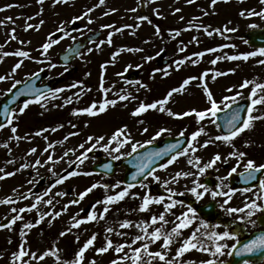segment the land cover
I'll use <instances>...</instances> for the list:
<instances>
[{
    "label": "rangeland",
    "instance_id": "374dc122",
    "mask_svg": "<svg viewBox=\"0 0 264 264\" xmlns=\"http://www.w3.org/2000/svg\"><path fill=\"white\" fill-rule=\"evenodd\" d=\"M68 1L67 4H62L55 3V0H44L41 4L38 0H0V9L6 8L0 11V76L9 77L0 81V98L14 83L24 81L39 70L46 71L50 78H64V83L57 87L64 90L55 93V99L51 98L52 94L47 96V99L41 98V104H30L22 114L19 113V108L23 106V103L20 104L12 112V124L7 123L0 129V169L3 170L0 171V176L4 177L0 179V201L8 198L12 200L8 204L0 203V223L17 215L22 217L12 225L11 229L0 230V264H13L12 254L18 251L25 241L26 251L36 252L39 255L45 250L56 247L61 250L60 256L63 260H71L74 258V253L93 234L96 235V240L86 251L84 264H89L93 260L96 264H110L111 260L117 259L118 255L123 253L117 254L113 249H109L106 253L98 254L96 249L105 246L107 240H112L114 245L130 244L132 237L143 234L141 227L148 226L149 232L159 227V224H151V217L159 216L161 213H164L170 222L164 226L165 229L170 230L173 227L171 222L187 210L185 205L177 203L175 207L165 211L164 204L171 202L168 199L171 196L169 189L177 193L171 196L172 200L179 197L182 201V197L196 201L198 205L212 197L206 194L203 199L197 201L188 191L193 187L192 181L197 176L201 183L203 178L209 175L220 184L221 181L217 178L227 176L230 169L236 167L238 163V171L244 170L243 165L247 159H253L257 164L264 163V120L256 121L253 130L245 131L232 144L213 140L204 147L202 145L210 138L221 135L217 132L211 114L199 123L194 113L189 116H169L167 111L159 112L149 109L140 116L131 115L141 102L148 104L163 99L172 88H178L185 79L190 77H197V79L191 80L183 92L174 93L169 103L165 105L166 109L176 114L191 112L193 109L205 111L210 104L204 95L201 86L203 84L208 86L221 109L225 108L221 101L225 97L236 95L237 92L242 93L236 97L237 102L247 100L253 85L250 84L247 88H241L240 85L248 78H252V81L257 83L259 61L227 59L229 56L245 54L244 51H239L246 47L238 37L247 30L239 28L235 31H226L231 25L225 24L228 7L213 5L212 0H194L191 4L187 0H105L102 5H99V0ZM13 2H17L18 5ZM141 3H143L142 9H140ZM9 5L12 7H8ZM134 8L137 11H131ZM89 9L92 11L88 16H84ZM105 13L108 14L105 15ZM76 16L83 17L75 21L80 27L79 31L72 35L66 34L65 29L72 24ZM141 16L148 17V20L140 22L138 18ZM89 19L92 23L88 22ZM41 21H43L42 24ZM29 24L33 27L27 28ZM123 24L130 30L119 35L120 32L117 29H120ZM60 28L64 29V36L60 42L55 43L51 41L50 35ZM157 28L160 29L158 35ZM94 31H104L105 35L101 40L86 47L71 65L69 75H66L65 69L56 64V55L73 41ZM177 32L179 35L176 34ZM208 32L212 34L208 35ZM109 34H111V43L108 42ZM12 36L16 38L12 39ZM49 42L52 46L45 53L42 46ZM136 48L142 51H128V49ZM211 49L216 51H210ZM17 51L27 52L28 56L20 57L11 54ZM160 51H164L165 59L168 60L166 66H157L159 61L157 53ZM5 52L10 55L4 56ZM200 53L203 55H199ZM146 56L154 58L146 61L144 59ZM179 60H183L184 63L178 65L176 61ZM213 60H216L215 64L212 63ZM20 62H22L21 67L12 73L14 65ZM128 65L132 67L129 68ZM134 70L140 71L138 81L147 87H140L137 83L134 85L126 83V75ZM152 70H158L159 73L151 74ZM205 72L208 75L201 81L199 77ZM216 73L226 74L216 76ZM213 76L216 78L212 79ZM101 77H103V87L108 90L107 93L101 91ZM74 83L78 86L72 87ZM261 83H264V78ZM129 94L130 99L119 100V96ZM69 98L70 102H68ZM105 99L117 100V104L114 107L109 106L104 113L96 116H89L81 111L94 102L98 106ZM257 107L259 110L254 114H264V105ZM74 112L77 114H73ZM125 126V135L130 136L131 143L121 148L120 153L110 155L97 145L93 151L87 153L86 157L82 155L85 149L91 146V142L86 143L84 149L79 148V145L85 143L89 136H104L105 141L101 142L103 144L114 132ZM13 127L17 129L15 133L11 130ZM201 127L206 134H201L196 141L192 142L197 150L195 152L189 150L187 155L179 156L170 166L154 173L160 178L159 182L150 176L143 183L147 187L130 189L129 195L123 200L108 205L110 210L104 214V219L83 223L78 228L72 227L73 217L86 219L90 211L99 216L105 205L97 201H102L106 195H115L124 189L120 180L123 169L119 167V162L127 156L126 153L132 151V143L137 144V149H140L150 144L148 143L150 140L151 143H159L165 137H179L181 132H184L183 136L190 140L192 133ZM144 128H148V131L144 132ZM52 129L56 130L52 131ZM161 129L166 131L156 136ZM37 132L41 134L36 135ZM72 133L77 134L72 135ZM154 136L156 138L153 140ZM123 138V136L118 137V139ZM49 145L52 146L49 147ZM112 147H115V142ZM188 147L189 145L186 148ZM33 148L36 149L34 153L31 151ZM233 151H243L247 155L241 160L229 155ZM65 152H68L67 156L64 155ZM216 154H220L221 160L217 161L212 168L206 169L203 175L198 173L197 166L188 163L189 159L195 161L199 158V166L202 167ZM116 155H120L121 158L114 160L113 156ZM49 156H52V161L48 160ZM78 156L80 160H77ZM101 159L114 161L116 165L114 175L104 177L92 175L89 172L90 167ZM37 160L41 163L36 164ZM70 172L81 174L69 176ZM177 172H190L193 175L181 176L173 180ZM7 173H13V175L8 176ZM65 176L68 178L63 183L55 184L58 177ZM164 181H170V183L165 185ZM118 183L119 187H114ZM54 184L55 187H52ZM92 184L108 187L107 189L97 187L80 200L79 194ZM222 185H229L228 180H224ZM49 188L51 191L48 195L54 196L52 204L40 202L36 208L27 211L32 204L36 203L37 197L42 199L47 196L45 191ZM222 190L225 191L226 188L223 187ZM258 190L237 195L234 200L232 199L233 201L231 200L229 206L243 207L246 199L256 198L254 193H258ZM56 193H62V195H56ZM179 193L184 194L179 195ZM145 195L153 198L163 197L164 200L160 204H151L148 211L140 212L139 205ZM222 200L221 197H217L214 201L219 206ZM73 201L78 202L73 203ZM14 208L26 210L13 212ZM57 212L60 213L59 216H55ZM221 213L227 224L221 225L220 228L215 229L216 231H224L226 226H230L229 222L242 224L235 215L229 216L222 209ZM41 215L44 216L42 220L44 226L37 228L41 226L40 223L36 224ZM200 219L201 217L198 216L193 226L185 229L182 236L173 243L169 251V259L175 255L180 242L190 236L194 228L199 225ZM124 220L131 221L133 226L121 228L120 223ZM25 223H32L35 226L25 229ZM109 227L114 231L108 233L106 229ZM41 228L42 230H39ZM233 229L229 227L230 231ZM22 230L26 235H21ZM62 231L66 232L63 237L60 236ZM117 233H123V235ZM160 243L158 241L151 244L150 249L160 250ZM206 243L211 244V242ZM228 243L232 244L234 241H228ZM138 246L139 242L132 245V247ZM125 251L130 253L131 250L125 249ZM24 259L28 261V264H56L54 257H46L43 261L32 260L29 257ZM208 259L215 258L209 253L195 249L185 253L181 258L183 262H193V264H200L201 261ZM218 259L225 262L228 261L229 256L225 255ZM154 264H161V262L156 261Z\"/></svg>",
    "mask_w": 264,
    "mask_h": 264
},
{
    "label": "snow or ice",
    "instance_id": "6c2138e0",
    "mask_svg": "<svg viewBox=\"0 0 264 264\" xmlns=\"http://www.w3.org/2000/svg\"><path fill=\"white\" fill-rule=\"evenodd\" d=\"M39 3H43L44 0H38ZM105 0H99V5L104 4ZM188 3H193L194 0H187ZM227 2V0H225ZM55 3H68V0H55ZM217 3V0H212V4L215 5ZM261 4H264V0H260ZM97 5V6H99ZM8 7H12V5H9ZM4 9H0V11H3ZM92 11V9H89L87 12L84 13V16H88L89 13ZM115 11V9H113ZM131 11H137V9H131ZM176 11H179V9H176ZM108 13H105L107 15ZM207 15V13H205ZM241 16H244L245 13L242 11L240 13ZM248 16H260L261 18H264V10H261L260 12L256 11H249L247 13ZM83 17L81 16H76L73 18L72 23H75V21L82 19ZM9 20L11 19L10 17L8 18ZM29 19H32L29 17ZM141 20H148V17L146 16H141ZM89 23H92L91 19L88 21ZM151 23V21H148ZM41 24L43 21L40 22ZM33 27L32 25H27V28ZM38 27V26H37ZM105 27H111V26H105ZM251 28L257 27V25L252 24L249 25ZM27 30V29H26ZM14 31V29H13ZM59 31L63 32L64 29L60 28ZM117 31H120V29H117ZM207 31V29H205ZM226 31H235V29H226ZM160 32V29H156V34L158 35ZM179 35V32L176 33ZM211 32H208V35H211ZM111 34H109V43H111ZM15 36H12V39H15ZM247 43V41H245ZM52 46L51 42L43 44V50L46 53L48 49ZM183 50V49H181ZM91 51V49H89ZM128 51H142V49L136 48V49H128ZM210 51H216V49H211ZM12 55L20 56V57H27L28 53L24 51H17L15 53H11ZM4 56L10 55V53H3ZM159 55V53H157ZM199 55H203V53H200ZM264 56V47L259 48L256 51H252L243 55H235V56H229L227 59L229 60H248L249 57L252 56ZM154 57L152 56H146L144 59L146 61L152 60ZM176 63L183 64V60L176 61ZM213 64L216 63V60L212 61ZM260 64H264V60L259 61ZM22 62L16 63L14 67L12 68L11 72L15 73L17 69L21 67ZM51 67H55V65H50ZM103 67V65H102ZM129 68L132 67V65H128ZM136 67H141V65H136ZM67 67H65V71H67ZM234 71V70H232ZM167 75V73H165ZM226 73H216V76L218 75H225ZM11 73L9 74V76ZM208 75L207 72L203 73L199 79L201 81L204 80V78ZM216 76H213L212 79H215ZM9 77L6 76H0V81H4ZM197 77H190L188 79H185L183 83L178 87V88H172L167 95L160 100H157L153 103H148L145 104L144 102H141L139 106L131 113L133 116H140L141 114L147 112L149 109L157 110L159 112H165L167 111V114L169 116H189L192 115L193 113L195 114V118L197 122L199 123L201 120H203L207 115L211 114L212 116H215L218 111L221 110L220 106L217 104L216 100L213 98V94L209 90L208 86L206 84L201 85L203 87L204 95L207 98L208 103L210 104V107L207 108L205 111H197L193 109L191 112H184L182 114H176L173 113L171 110H168L165 108V105L169 103L170 98L173 96L174 93H181L185 90V87L191 82V80H195ZM20 83L17 81L12 85V88L16 87V84ZM135 83L140 84L139 81H136ZM252 84L253 86L251 87V91L247 97V100L250 101L248 103L246 109H241L237 108L235 111L232 112L231 117L227 120L225 128H226V134L224 135H217L214 138H210L209 141H206L204 147L207 146L208 143L215 141H222L226 144H232V142L239 137L242 133L245 131H251L255 127V122L264 120V114L260 115H255L259 109L257 106L264 105V83H254L253 81L245 80L240 87L241 88H247L249 85ZM77 84H73L72 87H77ZM140 87H147L144 84H140ZM12 89H9L8 91L11 92ZM64 89L57 88L52 94L53 99L56 98L55 93L62 92ZM90 90V89H88ZM101 91L107 93V89L103 87V77H101ZM228 91H232V89H228ZM36 93L35 99L34 100H25L23 102V106L19 108V113H24L25 109L29 107L30 104L36 103V104H41V98L43 94L40 92L39 89H31L30 86H26L25 89H22L20 92L16 93V96L13 97L12 100H10L8 103L11 104L15 101V99L21 95L25 94H32ZM242 95V93L237 92L236 95L234 96H228L225 97L221 103L224 104L225 108L230 109L233 104H237V96ZM44 99H47V96H43ZM134 98V97H131ZM130 99V94L129 95H121L119 96V100H128ZM225 101H230V103H225ZM70 102V98L69 101ZM117 104V100H108L105 99L103 102L97 104L94 102L92 103L89 107L84 108L81 110L82 112L86 113L89 116H96L100 113H104L109 106H115ZM43 106V105H42ZM241 111H246L247 115L245 118L241 119L240 112ZM12 111L9 109L8 105L6 104L4 106L3 113H0V115H4L7 117V123L12 124ZM73 114H77L74 112ZM140 123H143V121H140ZM215 123V121H213ZM5 127V125L0 124V128ZM62 127V125H61ZM75 127V125H73ZM12 132L15 133L17 129L13 127ZM56 129H52V131H55ZM47 131V129H45ZM144 132L148 131V128H144ZM166 131V129H161L156 133V136H159L162 132ZM126 132V126L123 128L118 129L116 132H114L111 137L107 140L106 143H101L102 141H105L104 136H98V137H93L89 136L85 143H82L79 145V148L84 149L86 143L91 142V146L86 148L85 151L82 153L83 156H87L88 152L93 151L97 145H100L103 148V151L106 153H109L110 155L112 153H120L121 148H123L126 144L131 143V138L130 136L125 135ZM40 132H37L36 135H40ZM77 133H72V135H76ZM201 134H206L204 133V129L201 127L199 130L195 131L191 135V139L188 141V148H185L181 151H176L174 154L171 156V158L167 161L166 164L161 165L162 168H167L168 165L172 164L174 161L177 160L179 156H185L188 154V151L191 150L192 152H195L197 149L193 146V141H196ZM181 136L184 135V132L180 133ZM124 137L123 139H118V137ZM18 138V137H17ZM156 137H153V140ZM67 139V137H65ZM94 141V142H93ZM115 142V147H112L113 143ZM152 141H148V143H151ZM6 146V145H5ZM52 145H49L51 147ZM245 146H248V143L246 142ZM132 151L129 153H126V155L131 156L132 153L137 151V144L132 143L131 144ZM180 148V143L177 144H172L169 145L166 149L162 151H157L153 153H149L146 155V157L143 158V161L146 162H141L139 163L137 167V172L136 174L133 175L132 179L135 180L136 177L143 176L145 180L148 179L149 176L152 177L153 180H156L159 182L160 178L154 174V169L153 170H148L147 174H145V170L149 169L150 164L153 162V158H159L163 155H167L169 152H173L175 149ZM33 153L36 151L35 148L31 150ZM47 151V149H45ZM65 156L68 155V152L64 153ZM232 157H238L239 159H243L246 157L247 153L243 151H233L229 154ZM121 158L120 155L113 156L114 160H119ZM49 161H52V156L48 157ZM77 160H80V157H77ZM221 160L220 154H216L207 164L204 166L200 167V160L199 158H196L195 161L192 159H189L188 163L189 164H194V166H197L198 168V173L200 175H203L206 171V169L212 168L217 161ZM82 162V161H81ZM41 162L39 160L36 161V164H40ZM24 167H27V165H24ZM110 165H104V168L106 170L110 169ZM237 167H239V163L237 164L236 167H233L229 172L227 176L224 177H218L217 179L221 181L220 184H217L215 189L209 188L207 185L201 183L199 181V176H197L196 179L192 181L193 187L188 189L190 191L191 195L197 200L200 201L201 199L204 198L206 194L210 195L213 200H216L217 197H222L224 198L222 202H220L219 207L229 216L235 215L236 218L242 222L245 225H252L253 227H256L258 224V221L256 219H253L254 216H256L258 213H264V179H260L259 181V190L258 193H254V196L256 197L255 199L253 198H248L244 202L243 207H232L230 205V201L232 197L235 195L237 190H234L232 188H229L228 191L222 190L223 187H227L226 185H222V182L224 180H227L229 176H231L233 173L237 171ZM244 167V173L241 175L243 176L245 182L247 183L248 181L255 180L257 178V173L261 172V170H264V163L262 164H257L255 160L253 159H247V161L243 165ZM0 171H3L0 169ZM51 171V169H49ZM81 173L78 172H70L68 173L69 176H76ZM84 175H89L90 173H83ZM8 176L13 175V173H7ZM53 175H56L53 173ZM190 175H193L190 172H177L176 175L172 178L173 180H176L177 178L183 176V177H188ZM68 177H58L56 179L55 184H61L64 182L65 179ZM0 179H4L3 176H0ZM170 181H164V184L167 185L169 184ZM55 184L52 185V187H55ZM97 187H104L107 189V185H99V184H92L89 188H87L84 192H81L79 194L80 200H83L85 196L88 195V193L92 192L93 189ZM114 187H119V183L115 185ZM134 187V185L129 184L124 189L120 192H118L115 195H106L104 200L102 201H97V203H102L105 205L103 212L97 216L94 212H88L86 219H76L73 217V223L72 227L78 228L81 224L94 221L97 219H104V214L109 212V207L108 205L115 204L119 202L120 200H123L126 196L129 195V190ZM141 187H147V185L141 183ZM51 191V189H47L45 191V195H48V193ZM241 194L252 192V188L247 187V188H242L239 189ZM169 192H171V196L177 195V193L172 192L171 189H169ZM184 193H179V195H183ZM56 195H62V193H56ZM171 196L168 197V199L171 201L170 203L164 204L165 211H169L177 203L183 204L182 201H175L171 199ZM27 198V197H25ZM135 198V197H134ZM164 200L163 197H150L149 195H145L142 198V203L139 205V211L140 212H145L149 210V206L153 203L160 204ZM259 201V202H258ZM12 200L11 198L5 199L3 201H0V203L8 204L11 203ZM41 202V198L37 197L36 198V203L32 204L31 208L27 209V211H31L33 208L37 207V204ZM78 201H73V203H76ZM46 204L51 205L52 200L49 199L45 201ZM187 210L183 212L180 216L176 217L175 221H172L171 223L173 224V227L170 230L165 229V225L170 223L164 213H161L159 216L153 215L151 217V224L152 225H157L159 224V227H155L151 232L148 231V226L141 227L140 230L143 233L142 235H136L132 237L131 243H123V244H117L114 245L112 240H107L105 246L100 247L96 249L98 254H103L109 251V249H113L115 253L123 255H118L117 259H113L110 261V264H154V262L159 261L161 264H193V262H183L181 258L184 256L185 253L195 249L197 251L209 253L212 257L215 259H208L201 261L200 264H223L222 261H219V257H223L225 255L227 256H233L235 255L236 257H246V256H253V255H258L259 260L258 261H250L249 259H244L243 264H264V228H261L260 232L256 235H254V238H251L245 242H242L240 239H238L239 233L235 230L230 231L229 227L231 226H226L225 230L222 232L216 231L215 229H218L221 227L220 224H209L203 219L199 220V225L194 228L192 231L191 235L184 238L180 242V246L176 249L175 255L169 259V251L173 245V243L182 236L183 231L185 229H189L193 226V224L196 222L198 218V213L197 210L192 207L191 205L186 206ZM26 209H12L13 212H24ZM243 214V215H240ZM60 213L57 212L55 213V216H59ZM22 217L17 215L13 217L9 223L7 224H0V228H8L11 229L12 225L16 223L17 220H20ZM44 219V216L41 215L40 218L36 221V224H39L42 220ZM35 225L32 223H25L24 228L25 229H31ZM132 222L129 220H124L122 223H120L121 228H128L132 227ZM137 227H140V225H136ZM71 229H69L70 231ZM203 230V231H202ZM108 233H111L114 231L113 228L109 227L106 229ZM118 235H123V233H117ZM21 235L24 236L26 235L23 230L21 231ZM66 235V232H60V236L63 237ZM96 240V235L93 234L91 238L87 239L83 245L74 253V258L71 260H63L60 256V249L56 247H52L50 250H45L41 254H37L36 252H31V251H26L24 248V243H22L19 247V250L14 252L12 254V261L13 264H16V262H20V264H28V261H26L24 258L29 257L32 260H37V261H43L46 257H54L56 264H84L85 261V253L86 251L93 246L94 241ZM77 241H79V237L77 236ZM161 242L160 243V250L157 251H152L150 249V245L154 244L156 242ZM228 241H234V243L229 244ZM11 242V241H9ZM139 242L138 247H132V245L137 244ZM206 242H211L209 245ZM238 245H240L238 247ZM125 249H130V253L125 251ZM227 250V251H226ZM89 264H96L95 260L90 261Z\"/></svg>",
    "mask_w": 264,
    "mask_h": 264
},
{
    "label": "water",
    "instance_id": "95a60500",
    "mask_svg": "<svg viewBox=\"0 0 264 264\" xmlns=\"http://www.w3.org/2000/svg\"><path fill=\"white\" fill-rule=\"evenodd\" d=\"M57 36H58V34H55L53 36V38L56 39ZM99 36H100V33L90 34L84 39L83 43L77 42V43L73 44L63 54H60L59 62L62 64H68L69 62H71L74 59V57L78 54L80 49L84 46V44L87 41H92L94 39H97ZM242 38L247 39L250 43L255 44L257 46L263 45L264 44V30L249 31V32L245 33L242 36ZM43 78H44V74L42 72H40V73L35 74L33 77L26 80L25 82H23L21 84H16V87L12 88L11 92L6 93L5 96L0 100V113H3L4 106L6 104L8 105L9 109L12 110L14 108V106L17 105L18 103L35 97L36 93L25 94V95H21V96L17 97L13 103H11V104L8 103L10 100L13 99L14 96H16V93L20 92L22 89H25L26 86H30L31 89H39L43 95L51 92L53 90L54 85L57 84L58 81L52 80V81H50L44 85H40L39 83ZM233 109L234 108L232 107L229 110L221 112L216 117L218 119L219 126L221 128L226 129L225 128L226 121L231 117ZM240 116L242 119V112H240ZM6 120H7L6 116L0 115V124L4 125ZM173 142H176V141L167 140L162 144L161 147L151 145V146H149V147H147V148H145V149H143L137 153H134L133 156L130 157V159L125 162L126 168H127L125 178L127 179L128 183H137L139 180H141L143 178V176L138 175L135 180L132 179L133 175L136 174V172H137L136 166L141 162H146V161H143V158L146 157L147 154L157 152V151H162V150L166 149L169 145H172ZM176 150L177 149H175L174 151H176ZM167 156L168 155H163L159 158H153V162L150 164L149 169L145 170V174H147L148 170L156 169L157 165L160 163L162 158L167 157ZM96 169H98V168H96ZM262 174H263V170H261V172L256 174L257 178L255 180L248 181L247 183H244V184L245 185L257 184L258 180L260 179V176ZM242 179H244L243 176H242ZM254 257H255V255L246 256V257H236L235 255H233L231 262L227 263V264H241L244 259H253Z\"/></svg>",
    "mask_w": 264,
    "mask_h": 264
},
{
    "label": "flooded vegetation",
    "instance_id": "af4514ba",
    "mask_svg": "<svg viewBox=\"0 0 264 264\" xmlns=\"http://www.w3.org/2000/svg\"><path fill=\"white\" fill-rule=\"evenodd\" d=\"M215 5L228 7V13H227V18H226L227 21L225 22V24H231L229 26L230 29H239V28L240 29H247V30L264 29V18H261L260 16H248L247 15V13L249 11L254 10L256 12H260L261 10H264V4H261L260 0H227V2H225V0H217V3ZM242 11L245 13L244 16L240 15V13ZM252 24L257 25V27H255V28L249 27V25H252ZM245 47H246L244 49L245 53H249V52L258 50L257 48L250 47L249 45H245ZM255 60H257V61L264 60V56H260V55L252 56V57H249L248 60H246V61L250 62V61H255ZM258 65L260 67H259V69L257 68L259 71V75H258L259 79L257 80V83H261L262 79L264 78V64L259 63ZM254 69H255V67H254ZM248 80L252 81V78H248ZM246 115H247V113H246ZM207 186L209 188H212V189H215V187H216V185H207ZM226 186L227 187H225V188L228 191V189L230 187H229V185H226ZM255 189L256 188L252 189V191H254ZM147 192L149 194L152 193L151 191H147ZM239 194H241V192H236L235 195L232 197V199L234 200L235 197ZM222 199H224V198H222ZM209 202L216 203V211H217V215H218L216 223H212V222H209V223L220 224V225L227 224V221L223 218V215L221 213V208L218 206V203L212 199L204 201L198 205L196 204V201H186L182 205H185V206L191 205L192 207H194L197 210V213H198V209L201 208L202 206H205ZM260 215H261V213H258L256 216L253 217V219H256L258 221V224L256 227H253L250 224L245 225L242 223V224L238 225V224H234L232 222H229L228 225H230L232 228H234L233 230H235L239 233L238 237H246V236H248L254 232L260 231L261 228H264V221L259 220Z\"/></svg>",
    "mask_w": 264,
    "mask_h": 264
}]
</instances>
